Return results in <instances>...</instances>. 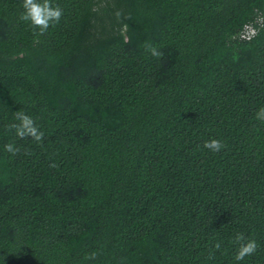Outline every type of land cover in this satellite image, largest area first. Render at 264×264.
I'll list each match as a JSON object with an SVG mask.
<instances>
[{"label": "trees", "instance_id": "16d2710c", "mask_svg": "<svg viewBox=\"0 0 264 264\" xmlns=\"http://www.w3.org/2000/svg\"><path fill=\"white\" fill-rule=\"evenodd\" d=\"M52 3L0 0V264H264V0Z\"/></svg>", "mask_w": 264, "mask_h": 264}, {"label": "clouds", "instance_id": "9594fccd", "mask_svg": "<svg viewBox=\"0 0 264 264\" xmlns=\"http://www.w3.org/2000/svg\"><path fill=\"white\" fill-rule=\"evenodd\" d=\"M23 12L21 19L29 22L31 25L39 28L40 32L46 31L51 25L60 22L63 16V9L52 3V0H22ZM149 50L152 56L159 57L162 55L154 46H149ZM18 123L12 124V128L15 129V134L19 137H31L36 142H39L43 133L36 127L34 120L30 115L25 112H18L16 115ZM255 119L264 123V108L258 109L255 115ZM204 146L213 152L219 151L223 145L218 139H211L205 141ZM4 150L15 155L18 149L14 144L4 145ZM237 240H241L242 236L238 235ZM216 248L220 247V244L215 245ZM258 244L255 240L249 239L247 242L242 243L238 250L234 254V261L236 264H242L245 257L251 256L257 251ZM95 253L91 257L94 258Z\"/></svg>", "mask_w": 264, "mask_h": 264}, {"label": "built area", "instance_id": "2783aa9c", "mask_svg": "<svg viewBox=\"0 0 264 264\" xmlns=\"http://www.w3.org/2000/svg\"><path fill=\"white\" fill-rule=\"evenodd\" d=\"M252 33H254V29L251 26H247V30L244 31V33H242L241 36H250Z\"/></svg>", "mask_w": 264, "mask_h": 264}]
</instances>
